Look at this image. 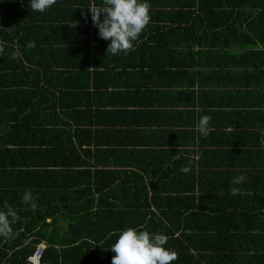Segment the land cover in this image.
<instances>
[{
    "label": "crops",
    "instance_id": "1",
    "mask_svg": "<svg viewBox=\"0 0 264 264\" xmlns=\"http://www.w3.org/2000/svg\"><path fill=\"white\" fill-rule=\"evenodd\" d=\"M1 1L3 11L0 13L6 12L17 19H11L13 23L18 22L15 37L9 40L14 48L23 20L20 0ZM77 1L81 2L62 0L53 20L72 16L68 23L54 21L52 26L60 30V34L67 28L88 31L85 40L90 56L86 94L79 99L66 98V103L75 100L84 102L87 107L79 105L80 113L72 112L74 109L70 107L61 111L56 107L49 115L44 113L41 121L44 126L40 124L39 114L30 112L24 124L6 128L0 139L8 145L15 140L45 144L33 145L30 153H12V157L8 156L9 152L0 151L1 162H19L27 156L30 163V167L1 166L0 178L4 181L8 175H14V185L21 183L32 188L41 184L55 191L63 190L57 179L63 171L75 169L69 162L76 160L83 163L75 166L79 169L105 170L112 176L119 171L123 175L115 176L121 178L120 181L124 178L127 182V176L141 173L147 182L157 173V181L173 186L170 171H176L173 175L185 173L181 168L189 164L184 158L192 159L190 155L198 147L197 173L193 161L188 162L190 171L196 173L199 189L204 190V194L198 190L194 200L203 196L200 206L206 216L200 215L194 207L189 212L197 213L191 215V221L205 220V226H198L206 232L197 239L191 232V244L200 254L211 253L208 245L216 244V253L224 255L218 264H264V145L261 144L264 106L249 103L252 102L246 97L249 88L239 86L240 78L229 74L242 75V64L230 63L237 52L245 49L238 36L239 30H245L244 22H239L240 15L243 17L244 13L257 9L247 7L244 0H146L151 6V19L139 37L140 42L134 44L135 50L127 55H113L106 52L108 44L94 39L95 27L88 8L93 4L101 6L102 0H89L85 6L75 4ZM87 10L89 16L85 19L82 11ZM209 14L218 15L221 22L208 24ZM74 17H79L76 24L71 22ZM223 29L233 30V33L229 32L224 38L215 37L214 31ZM183 30L190 31V37L183 38ZM213 61L218 65L208 64ZM202 72L205 73L204 87L198 86L195 78ZM187 73L195 77L185 91ZM81 74L73 76L79 78ZM36 96L37 93L31 95L30 102ZM203 115L212 118V131L206 138L197 130V122ZM73 120L78 122L76 133ZM43 149L48 150L46 159H43ZM50 160L55 165L48 171L40 163ZM8 170L12 174L6 172ZM238 175L246 176L247 180L233 185L231 180ZM149 186L147 183V189ZM233 187L239 188L237 194L231 193ZM35 195L38 193L33 197ZM11 201L14 204L16 199ZM61 219L64 218L61 216ZM207 220L210 229L206 227ZM227 237L231 238L224 240ZM194 250L192 248V253Z\"/></svg>",
    "mask_w": 264,
    "mask_h": 264
},
{
    "label": "trees",
    "instance_id": "2",
    "mask_svg": "<svg viewBox=\"0 0 264 264\" xmlns=\"http://www.w3.org/2000/svg\"><path fill=\"white\" fill-rule=\"evenodd\" d=\"M61 1L57 0L55 6L40 13L31 9L29 0H20L23 20L14 40V48L9 46L12 49L0 54V135L6 128L24 124L27 119L26 115L30 112L39 114L40 124L44 126L41 123L44 113L49 115L48 113L53 112L56 107L59 111L70 107L74 109L72 112L79 113V105L87 107L84 102L75 100H71L70 104L66 103V98L79 99L86 94L85 85L89 77L86 68L89 62L90 47L85 40L88 31L67 28L68 31L63 30V34H60V30L52 26L54 21L65 20L64 22L68 23L72 16L69 14V17L66 15L62 20L59 18L53 20L55 10H59L57 5ZM88 2L89 0H81L75 4L81 3L85 6ZM244 3L247 7L257 10L248 11L243 17L240 15L239 22H244L245 30H239L238 36L242 38L245 49L240 50V53L237 52L230 63L236 66L242 64V75L229 74L240 78L237 80L238 85L249 88L246 91V97L249 96L252 101L249 103H254L259 107L264 106V0H244ZM2 5L0 0V12L3 11ZM82 12L84 17L89 16L88 10ZM1 15L6 18L7 14L5 12L0 13ZM221 16L224 17V15ZM206 18L208 24L221 22L218 15L209 14ZM78 19L79 17H74L71 22L78 21ZM200 19L203 20V18ZM9 22L11 26H4L2 31L6 39L11 41L15 37L17 24L12 20ZM94 31L96 40L99 38L98 29L95 27ZM232 31L223 29L214 31L213 34L215 37L224 38L233 33ZM190 34V31H182L183 38L190 37ZM102 41L106 44L110 43V41ZM223 41L226 43L225 40ZM30 42H34V46L29 48L27 46ZM14 51L20 54L19 59L11 58V53ZM215 52L218 51L215 50ZM197 63L201 68L204 67L203 63L199 61ZM208 64H212V67L218 65L214 61ZM79 73H83L79 78L73 76ZM204 74L203 72L198 73L195 77L187 73L185 91L188 86H191L192 77L197 78L198 86L204 85ZM36 93L37 96L30 102V96ZM188 95L191 96L192 92L189 91ZM73 122L76 133L78 122L76 120ZM195 136L196 131H194ZM76 139L75 134L74 142ZM9 144L11 145L0 139V151L9 152L8 156H11L12 153L18 151L30 153L32 150L29 148L33 149V145L40 146L45 143L42 141L36 143L34 140H15ZM47 151L42 150L45 152L43 159L47 158ZM190 157L192 159L185 157V162L190 167L188 160H192V166L197 173L198 147ZM26 158L19 162L0 161V167H30ZM50 161L40 164H43L42 167L49 171L51 165H55L53 160ZM69 164L75 169L63 171L57 179L58 186L60 188L63 186V190L55 191L41 184L34 185L32 188L24 187L21 183L14 185L15 182L12 179L14 175H8L4 181V178H0V211L5 210L4 204L7 202L21 218L12 225V238L0 237V264H26V257L33 251L34 245L41 240L45 242L40 258L42 264H111L115 253L110 247L117 240L118 234L128 227L168 236L169 239L164 247L178 253V259L172 264H218L221 257H224L216 253V244L208 245L211 253L200 254L199 249H196L189 240L191 232L194 233V239L202 237L206 232L203 227H200L205 226V220L201 222L190 220L191 215L197 214L189 212L192 207L197 208L201 212L200 215L206 216L205 209L200 206L203 196L194 200L199 194L198 190L204 194V190L199 189L195 172L189 170L187 173L173 175L172 172L176 171L172 169L169 175L173 180L172 186L157 181V173L152 174L147 182H144L141 173L134 176L129 175L126 182L124 178L121 181L119 180L121 178L116 179V176L123 175L119 171L115 174L116 176H112V173L105 170L97 169L92 172L89 169L75 167L82 166L81 161L71 160ZM6 172L12 174L11 170ZM0 173L3 172L0 171ZM161 178L165 180L163 175ZM147 183L150 185L149 189L146 187ZM25 189H30L33 194L38 193L34 196L38 204L35 212L22 203ZM12 198L16 199L14 204L11 201ZM201 207L202 209L199 210ZM58 215L64 219L68 218L66 227L61 233L59 227L53 226ZM208 223L207 220L206 227ZM112 233L116 235H111ZM230 238L227 237L224 240ZM210 240L208 241L211 242ZM192 248L195 249L194 253H192Z\"/></svg>",
    "mask_w": 264,
    "mask_h": 264
},
{
    "label": "clouds",
    "instance_id": "3",
    "mask_svg": "<svg viewBox=\"0 0 264 264\" xmlns=\"http://www.w3.org/2000/svg\"><path fill=\"white\" fill-rule=\"evenodd\" d=\"M30 7L35 12L43 13L47 9L55 6L57 0H29ZM150 4L146 0H102L101 6L93 4L89 7L91 21L98 29L100 39L110 41L107 46V53L125 55L134 51V44L140 42L139 37L150 23ZM102 17V19H101ZM85 19H87L85 17ZM78 22H75L76 24ZM34 42H30L27 47H33ZM4 52V42L0 41V54ZM12 59H19L17 51L11 53ZM211 116L203 115L197 122L198 132L205 138L211 133ZM264 145V139L261 140ZM189 166L181 168L187 173ZM247 177L238 175L232 178L233 185H240L246 182ZM232 194H237L239 188L233 187ZM22 203L33 212L38 208L32 191L25 189L22 196ZM4 209L0 211V237L10 239L13 237L12 225L21 218L17 211L5 202ZM111 235H116L112 233ZM169 237L160 233H150L147 230L128 227L118 234V238L110 247L115 255L111 259V264H172L178 259V253L174 250L166 249L164 245Z\"/></svg>",
    "mask_w": 264,
    "mask_h": 264
},
{
    "label": "built area",
    "instance_id": "4",
    "mask_svg": "<svg viewBox=\"0 0 264 264\" xmlns=\"http://www.w3.org/2000/svg\"><path fill=\"white\" fill-rule=\"evenodd\" d=\"M44 247V241L37 242L34 245L33 251L26 257V264H42L40 258Z\"/></svg>",
    "mask_w": 264,
    "mask_h": 264
},
{
    "label": "rangeland",
    "instance_id": "5",
    "mask_svg": "<svg viewBox=\"0 0 264 264\" xmlns=\"http://www.w3.org/2000/svg\"><path fill=\"white\" fill-rule=\"evenodd\" d=\"M15 20L17 21V19H13L12 16L10 14L6 15V18L3 17V15L0 16V25H2V27L0 26V41L4 42V52L12 49L9 46L11 45V43H9V40L6 39L7 37L4 34L3 27H9L11 26V23L9 21ZM18 22H16L15 24H17Z\"/></svg>",
    "mask_w": 264,
    "mask_h": 264
},
{
    "label": "water",
    "instance_id": "6",
    "mask_svg": "<svg viewBox=\"0 0 264 264\" xmlns=\"http://www.w3.org/2000/svg\"><path fill=\"white\" fill-rule=\"evenodd\" d=\"M66 222L67 219H61V215H58L56 218V223L53 226L59 227L60 228L59 232L61 233L66 227Z\"/></svg>",
    "mask_w": 264,
    "mask_h": 264
}]
</instances>
